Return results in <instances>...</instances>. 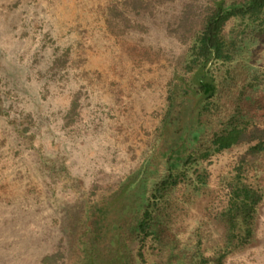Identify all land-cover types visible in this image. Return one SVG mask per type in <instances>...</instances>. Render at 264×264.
<instances>
[{"label":"rangeland","instance_id":"1","mask_svg":"<svg viewBox=\"0 0 264 264\" xmlns=\"http://www.w3.org/2000/svg\"><path fill=\"white\" fill-rule=\"evenodd\" d=\"M220 1L0 0V264H264V10L226 21L231 58L202 68ZM236 182L263 191L241 246L222 215Z\"/></svg>","mask_w":264,"mask_h":264},{"label":"trees","instance_id":"2","mask_svg":"<svg viewBox=\"0 0 264 264\" xmlns=\"http://www.w3.org/2000/svg\"><path fill=\"white\" fill-rule=\"evenodd\" d=\"M263 10L264 0H244L238 4L233 2L228 6H224L221 0L215 4L205 16L201 32L193 46L195 57L200 61L199 64L202 65V68L211 60L225 61L231 58L230 41L227 42L223 36V26L226 21L236 16L256 18ZM201 73L202 77H204L207 70H202ZM195 81L198 83L205 98L211 97L215 92L214 85L208 84L201 77H196ZM242 134L243 130L237 125H232L230 128L222 130L221 133H215L211 140L214 144V151H222L238 143L242 139ZM254 140L255 142L250 146L249 150L253 153L263 151L264 129L263 137H258ZM208 155V150H202L196 156L189 154L187 160H195L198 156L207 158ZM182 175L180 172L169 174L167 179H164L155 186L153 196L156 194L160 195L170 185L176 184ZM239 176V172H237V177ZM262 196L263 191L260 189L245 184H238L237 182L232 185L227 207L222 215L226 229L235 233L237 246L248 244L252 238L254 214ZM152 219V211L145 209L138 223V231L142 238H145L152 232L150 229ZM224 255L225 252H221L216 258L211 259L216 264H222ZM211 259L206 258L205 260Z\"/></svg>","mask_w":264,"mask_h":264}]
</instances>
